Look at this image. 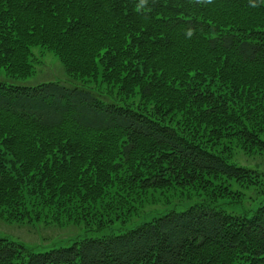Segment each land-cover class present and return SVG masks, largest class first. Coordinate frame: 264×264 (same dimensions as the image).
Listing matches in <instances>:
<instances>
[{"label":"trees","instance_id":"trees-1","mask_svg":"<svg viewBox=\"0 0 264 264\" xmlns=\"http://www.w3.org/2000/svg\"><path fill=\"white\" fill-rule=\"evenodd\" d=\"M1 71L0 217L78 230L0 264H264V0H0Z\"/></svg>","mask_w":264,"mask_h":264},{"label":"rangeland","instance_id":"rangeland-1","mask_svg":"<svg viewBox=\"0 0 264 264\" xmlns=\"http://www.w3.org/2000/svg\"><path fill=\"white\" fill-rule=\"evenodd\" d=\"M34 53L39 61L36 65V73L32 77L23 80L24 83L34 85L43 81L65 80L66 74L64 67L53 53L39 48H35ZM3 72H0V77H5V72ZM233 159L236 163L254 168L256 165L260 166L264 163L263 158L259 155L250 156L239 149L236 150ZM169 200L170 202L165 203V197L157 192L154 195H148L139 212L131 216L129 220L138 222L144 218H149L175 207V203H177L176 208H181L180 205H187L191 202L184 200L182 203L174 199L173 196H170ZM179 202L182 204H179ZM120 224L119 221L116 222L115 227H118ZM77 230L76 225L70 222L56 223L46 222L44 220H33L18 223L15 221H6L0 217V237L17 241L35 251L69 244L77 236H74Z\"/></svg>","mask_w":264,"mask_h":264}]
</instances>
